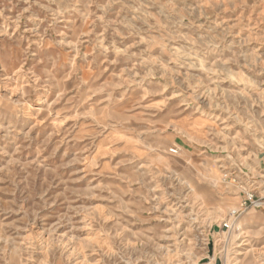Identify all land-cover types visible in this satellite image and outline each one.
<instances>
[{"label": "rangeland", "instance_id": "374dc122", "mask_svg": "<svg viewBox=\"0 0 264 264\" xmlns=\"http://www.w3.org/2000/svg\"><path fill=\"white\" fill-rule=\"evenodd\" d=\"M0 264H264V0H0Z\"/></svg>", "mask_w": 264, "mask_h": 264}, {"label": "built area", "instance_id": "2783aa9c", "mask_svg": "<svg viewBox=\"0 0 264 264\" xmlns=\"http://www.w3.org/2000/svg\"><path fill=\"white\" fill-rule=\"evenodd\" d=\"M171 153L177 154V149H171ZM254 198L253 193L247 191L244 193V197L241 199L240 208H246L248 203H252V200ZM232 224H230V220L223 223V227L226 229H230Z\"/></svg>", "mask_w": 264, "mask_h": 264}]
</instances>
